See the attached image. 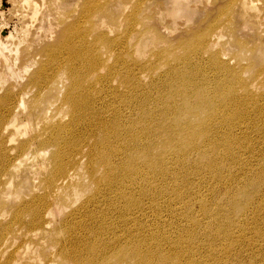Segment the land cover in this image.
Returning a JSON list of instances; mask_svg holds the SVG:
<instances>
[{"label": "bare ground", "instance_id": "obj_1", "mask_svg": "<svg viewBox=\"0 0 264 264\" xmlns=\"http://www.w3.org/2000/svg\"><path fill=\"white\" fill-rule=\"evenodd\" d=\"M251 4L242 1L243 8L253 14ZM73 29L77 40L80 29L74 25ZM207 44L194 37L177 42L181 54L173 60L172 95L160 97L164 106L152 113L143 102L153 89L150 84L133 83L128 65L120 74L114 67L103 68L98 59L92 73H97V81L107 83L98 89L84 88L81 79L88 72L72 80V71L58 64L50 78L31 82V88H46L42 96L46 98L59 81L61 103L71 110L66 124L42 125L28 141L18 142L14 137L7 141L10 131L16 134L18 129L7 127L9 122L0 124V179L9 173L25 182L20 173L30 174L36 166L33 180L42 190L17 204L7 221H0V264H243V251L250 246L254 252L245 256L247 263L264 264V165L255 164L252 169L243 154L260 153L264 158V147L257 151L243 138L241 128L230 130L233 124L229 123L243 119V96L229 84L230 78L238 80L234 69L217 53L204 64L194 56ZM96 49L94 43L77 40L71 61L89 52L94 58L88 64H95ZM189 49L195 66L189 64ZM137 54L144 52L137 50ZM116 75L126 85L121 94L130 96L132 107L122 110L120 103L103 100L117 93L108 88V80ZM199 87L211 92L204 94ZM241 87L246 91L245 101L255 103L254 91L243 86V81ZM81 89L82 95L74 97ZM31 97L37 98L34 93ZM178 98L184 100L186 112L176 106ZM193 98L198 105L191 108ZM23 105L6 106L0 118L12 119ZM51 106L46 103L47 110ZM81 107L86 112L78 116L86 121L78 130L79 119L72 113ZM251 107L255 113L263 112L252 105L245 108ZM91 110L100 118L92 117ZM26 112L27 107L18 118L31 126L34 112ZM181 123L183 130L178 126ZM96 124L99 130H91ZM224 124L229 129L213 131L212 139L204 141L213 128ZM258 131L263 134L264 126ZM146 137L154 142L147 143ZM81 159L85 162L78 166ZM78 167L89 183V193L78 207L71 208L66 205L69 200H82L76 185L70 195L62 192L61 196V189L68 186ZM250 192H257V206L246 201L244 195ZM107 203L114 208L120 205L121 213L114 209L108 215ZM57 218L59 222L53 225ZM25 236L38 248L47 245L54 253L42 250L43 258L32 256ZM15 238L21 241L8 252L7 243L10 247L18 242Z\"/></svg>", "mask_w": 264, "mask_h": 264}, {"label": "rangeland", "instance_id": "obj_2", "mask_svg": "<svg viewBox=\"0 0 264 264\" xmlns=\"http://www.w3.org/2000/svg\"><path fill=\"white\" fill-rule=\"evenodd\" d=\"M243 0H0V113L6 106L23 104L21 109L12 115L0 118V124L8 123L9 128L18 129L6 137L16 138L18 142L32 139L36 129L48 124H66L69 119L70 108L61 103L63 85L58 81L53 92L48 97L42 98L46 88H31L34 80H47L55 71V67L68 68L73 73L72 80L78 81L84 73L89 74L81 79L85 87L98 89L103 83L97 81V73L93 72L94 66L99 64L103 68L114 67L120 74H124L128 65L133 73V83L145 87L150 84L153 89L143 102L147 112L152 113L164 106L160 97H170L172 88L169 85L172 75V66L176 63L173 60L181 49H177V42L183 38H195L207 40L208 44L200 52L194 54L204 64L212 54L217 53L234 69V75L238 78L229 79V84L237 90H241L243 96V119L231 122L233 127L243 130V138H248L253 147L259 151L264 147V133L260 134L259 126H264V0H248L253 8H243ZM237 2V3H236ZM73 25L77 26L81 34L77 40L97 45L95 64H88L94 55L85 52L76 61H71V52L77 42ZM135 36V38H134ZM102 41V43L100 41ZM61 42L67 46L56 47ZM173 51L168 53V49ZM137 50L144 54L138 56ZM119 55L116 59L115 55ZM190 66H195L197 61L187 51ZM209 76L210 71H207ZM243 86L248 85L257 97L255 103L246 102L244 95L246 91ZM68 83V81H67ZM197 85V84H196ZM198 87V86H197ZM83 88V89H84ZM108 88H112V97L103 99L115 104L118 102L121 109L133 106L128 103L130 96L121 94L127 89L122 84L118 75L108 80ZM204 94L208 91L199 87ZM83 89L73 96L82 95ZM39 90V91H38ZM163 92H167L163 95ZM181 93V90H179ZM37 98L33 99L32 94ZM47 94V92H46ZM45 94V95H46ZM248 94V93H247ZM51 102L52 106L47 110L46 103ZM184 100L178 98L176 106L181 112H186ZM198 105V100L193 98L191 108ZM252 105L263 112L255 113L252 109H246ZM31 110L34 121L31 126L27 125L22 115L25 108ZM57 108L63 109V111ZM91 108V107H90ZM86 107L75 110L72 114L79 119L78 130L82 129L86 117L78 116L80 111ZM26 112V113H27ZM94 118H100L94 110L88 111ZM18 114V115H17ZM17 115V116H14ZM1 116V114H0ZM257 118H259L257 120ZM125 122L128 118H123ZM190 123L195 124L191 121ZM181 123V130L184 129ZM182 125V126H181ZM27 126V127H25ZM91 130L98 131V124L91 125ZM223 129H229L226 124L213 128L208 134L212 139L215 134ZM88 129V131H91ZM7 133V132H5ZM183 137H185L183 135ZM147 143H153L152 138L146 137ZM247 162L251 165H264L263 155L256 153L249 155L245 152ZM49 159V155H46ZM81 159L78 166L84 164ZM252 163V164H251ZM257 167V169L259 168ZM37 168L34 166L30 174L20 173V182L12 174L1 177L0 183V221H7L12 210L17 204L28 201L34 195L41 194L38 181L33 180ZM100 173L97 172V175ZM76 185L81 201L69 200L71 208L78 207L87 197L89 183L84 177L81 168L75 169V176L68 182L66 188L61 189L65 195L71 194V188ZM66 189V190H65ZM223 193L224 189L221 188ZM257 192H250L244 195L247 202H253L254 206ZM147 197H145L146 199ZM119 210L120 205L114 206L111 203L105 205L108 215L112 210ZM240 211V209H238ZM115 211V210H114ZM116 212V211H115ZM244 212V209H243ZM239 213H236L238 216ZM59 222V218L52 221L53 225ZM18 241V238H15ZM261 241L263 238H259ZM32 251V256L43 258L41 251L54 253L47 245L38 248V244L31 241L28 236L23 239ZM21 241L10 245L7 243V251L15 248ZM254 246L243 251V264L247 263L245 257ZM27 262V261H25Z\"/></svg>", "mask_w": 264, "mask_h": 264}]
</instances>
